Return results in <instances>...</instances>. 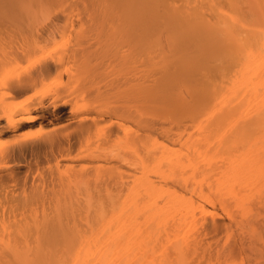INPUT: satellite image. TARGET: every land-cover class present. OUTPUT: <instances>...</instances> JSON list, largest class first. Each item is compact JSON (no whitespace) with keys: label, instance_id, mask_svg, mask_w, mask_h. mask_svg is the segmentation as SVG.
<instances>
[{"label":"bare ground","instance_id":"1","mask_svg":"<svg viewBox=\"0 0 264 264\" xmlns=\"http://www.w3.org/2000/svg\"><path fill=\"white\" fill-rule=\"evenodd\" d=\"M0 90V264H264V0H0Z\"/></svg>","mask_w":264,"mask_h":264},{"label":"rangeland","instance_id":"2","mask_svg":"<svg viewBox=\"0 0 264 264\" xmlns=\"http://www.w3.org/2000/svg\"><path fill=\"white\" fill-rule=\"evenodd\" d=\"M23 65H24V64H23ZM2 88L5 89L4 87H2ZM3 92H4V93H3ZM3 92H2V90H0V97L3 96V95H5L6 92H7V90H3ZM1 94H2V95H1ZM24 98H26V97H24ZM24 98H21V99L23 100ZM68 108H69V107H66L67 110H69ZM63 121H64V120L62 119L61 121H57V122H53V123H44V124H41V126H40L38 123H36V124H34L30 129H28V130L25 131V135L31 137L30 135L36 133V134H38V135L35 134V137L41 136V135H43V132H44L45 134L48 133V132L51 131L53 128H55V127H57L58 125L62 124ZM56 123H57V124H56ZM37 132H38V133H37ZM31 133H32V134H31Z\"/></svg>","mask_w":264,"mask_h":264}]
</instances>
